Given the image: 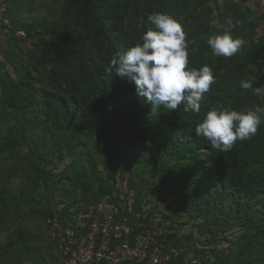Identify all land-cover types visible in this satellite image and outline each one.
<instances>
[{
    "label": "rangeland",
    "instance_id": "rangeland-1",
    "mask_svg": "<svg viewBox=\"0 0 264 264\" xmlns=\"http://www.w3.org/2000/svg\"><path fill=\"white\" fill-rule=\"evenodd\" d=\"M72 1L9 0L0 16L9 21H0V244L22 229L30 237L25 247L61 264L51 216L69 207L75 217L104 186L112 191L108 203L129 218L132 241L162 231L174 235L183 264H213V251L230 264H263L243 248H256L260 239L264 200L241 201L249 194L227 185L223 173L227 161L242 158L257 170L258 184L264 183V116L254 136L225 153L196 136L195 128L218 106L240 112L264 107V99L240 86L249 80L264 86V0H91L93 16L85 19L89 48L58 60L49 47L56 42L52 28L63 23ZM156 12L182 25L188 68L212 69L215 84L202 98L200 113L184 112L183 105L158 108L136 94L134 82L126 109L93 116L75 106L86 84L107 90L121 79L107 71L111 58L142 44L143 34L154 28L147 17ZM225 31L244 41L230 58L214 55L207 43ZM48 94L66 107L58 120L32 124L21 115L26 98L42 107ZM198 162L206 168L196 169ZM136 189L143 197L137 215Z\"/></svg>",
    "mask_w": 264,
    "mask_h": 264
},
{
    "label": "clouds",
    "instance_id": "clouds-1",
    "mask_svg": "<svg viewBox=\"0 0 264 264\" xmlns=\"http://www.w3.org/2000/svg\"><path fill=\"white\" fill-rule=\"evenodd\" d=\"M154 26L126 53H115L107 71H115L122 80L134 82L136 94L158 108L175 111L183 105L184 112L200 113L201 100L215 84L208 65L188 68V41L180 23L171 16L156 12L148 15ZM216 56L230 58L237 54L244 41L233 38L229 31L212 35L207 41ZM254 81H241V88L251 90L264 99V86L253 87ZM264 107L259 105L244 112L218 106L206 113L195 128L196 136L210 142L212 149L229 152L239 140L254 136L262 123Z\"/></svg>",
    "mask_w": 264,
    "mask_h": 264
},
{
    "label": "trees",
    "instance_id": "trees-1",
    "mask_svg": "<svg viewBox=\"0 0 264 264\" xmlns=\"http://www.w3.org/2000/svg\"><path fill=\"white\" fill-rule=\"evenodd\" d=\"M92 16L93 7L91 5V0H73L70 3L63 23L52 28L56 42L50 43L49 47L56 59H65L68 58V52L70 55H73L74 50L83 53L85 47L89 48V45L86 44L88 25L85 19ZM78 41H80V43H78ZM69 43L72 45L69 46ZM62 47L66 49V52L61 54L59 50ZM262 76H264V74ZM131 86V81L122 79L115 80L112 89L107 90L98 91L92 89L89 84H86L85 88L81 90L82 92L75 106L78 105L87 115L93 116L105 114L112 108L118 109L119 111L121 109H126L131 105L132 101V93H129ZM31 100H34V98L32 97ZM31 100L29 98L24 100L26 106L24 109H21V115L24 118L29 117L33 122L32 124H42L49 121L54 122L62 116V111L66 108L62 106L63 103L56 94L46 95L42 107L35 106L34 102ZM133 100L138 105L137 99ZM210 110L211 109L208 111ZM119 111L116 113H119ZM208 111L205 112L204 118ZM148 120H150L149 125L154 126L156 124L154 119ZM163 130L166 132V128ZM191 137L192 136L189 138ZM192 148H194V145H192ZM196 149L195 147L194 150ZM201 168H206V165L198 162L196 169ZM225 170L223 177L226 184L249 194L246 196L247 198L244 197L241 201L250 205L253 204L255 198L258 199V197H260L261 200H264V183L258 184L259 174L254 167L244 163L242 158H236L227 161ZM100 190V197L92 202L91 207L97 208L99 204L105 200L108 202L107 197L112 193L111 189L100 186ZM134 199L135 207H137L134 214L137 215V213L142 211L141 205L143 197L140 190L136 191ZM241 201L239 200L238 204H242ZM90 208L84 211H88ZM69 211V207H65L57 214L65 226H68L74 219ZM259 224L260 230H258V238L260 239L256 244V248L253 243H249L244 246L243 252H253L254 255H258L259 258L262 259L264 264V224L263 222ZM29 240L30 237L25 230L17 229L4 243L0 244V264H50V262L57 261L53 255H46L37 248L25 247V244ZM174 240V235H161L158 237L157 246L163 249L164 254L170 256V264H183L182 257H180V254L176 251ZM212 257L214 258L213 264H230V259L221 251H213ZM247 264H250V261H248Z\"/></svg>",
    "mask_w": 264,
    "mask_h": 264
},
{
    "label": "built area",
    "instance_id": "built-area-1",
    "mask_svg": "<svg viewBox=\"0 0 264 264\" xmlns=\"http://www.w3.org/2000/svg\"><path fill=\"white\" fill-rule=\"evenodd\" d=\"M9 0H0V16L7 12ZM9 24L6 19L0 18ZM52 238L62 253V264H126L147 262L168 264L163 249L157 246L162 231L153 234L131 236L135 230L129 218L106 200L97 208L91 207L74 217L68 226L63 225L58 215L50 220Z\"/></svg>",
    "mask_w": 264,
    "mask_h": 264
}]
</instances>
